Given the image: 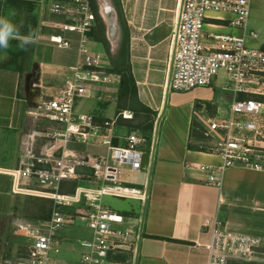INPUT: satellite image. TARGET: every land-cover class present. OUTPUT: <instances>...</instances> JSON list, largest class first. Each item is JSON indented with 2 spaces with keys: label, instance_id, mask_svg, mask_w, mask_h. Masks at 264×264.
I'll use <instances>...</instances> for the list:
<instances>
[{
  "label": "crops",
  "instance_id": "crops-1",
  "mask_svg": "<svg viewBox=\"0 0 264 264\" xmlns=\"http://www.w3.org/2000/svg\"><path fill=\"white\" fill-rule=\"evenodd\" d=\"M23 1L35 6L37 40L18 56L20 69L4 67V61L9 58L6 51L0 60V84L9 81L13 94L8 97L5 90L0 91V197L3 199L12 179L1 170L17 167L25 153L41 155L57 150V154L72 150L67 144L57 149L62 142L51 140L58 125L29 111L32 109L30 100L47 99L59 92L71 75L70 67L78 60L76 50L51 45L49 30L46 31L44 26L45 22L61 19L49 12L53 2L69 0ZM118 1L122 21L117 12H113L109 14L110 23L103 19L104 26L98 30L95 20L87 42L91 51L100 56L101 69L110 74L111 80L92 86L88 95L77 100L76 110L93 114L97 122L118 117L114 132L120 146L126 143L124 137L130 131H145L141 133L149 139L152 136L154 145L152 148L145 146L148 160L146 166L141 167L145 174L143 178L128 183L146 187V201L134 198L140 201V208H137L138 204H131L127 209H114L122 215L137 218L140 237L136 240L135 252L131 249L112 252L103 264H206L207 255L202 243L208 235L203 231L202 221L211 215L218 216L227 230L252 234L260 240L256 260L231 259L229 264H264V170L233 165L216 172L220 181L218 186L208 183L207 173L196 167L202 164L217 166L221 157L188 145L203 141L200 128L208 117L204 122L197 119L195 108L201 107H197L196 102L202 104V108L206 104L215 106L214 86L188 92L168 90L165 86L168 37L178 0ZM232 17L224 12L208 13L205 34L243 36L248 46L264 49V0H250L245 28L231 25ZM250 31H255L257 36H251ZM94 45L104 49L105 58L93 51ZM217 82L221 83V79L213 83ZM1 85L3 89L4 84ZM123 111L132 116L122 118L120 113ZM13 141L18 147L11 144ZM88 146L102 149L105 152L102 155L106 154L105 147ZM141 169L133 171L129 168L133 172ZM91 179L88 176L78 178L79 182ZM63 187L67 189V185ZM41 218L44 217L34 215L22 220L33 223ZM62 230L58 236L65 245L68 237ZM64 249L70 250V247ZM59 252L62 257L57 260L54 257ZM59 252L53 257L55 264L77 262L71 252L61 249Z\"/></svg>",
  "mask_w": 264,
  "mask_h": 264
},
{
  "label": "built area",
  "instance_id": "built-area-1",
  "mask_svg": "<svg viewBox=\"0 0 264 264\" xmlns=\"http://www.w3.org/2000/svg\"><path fill=\"white\" fill-rule=\"evenodd\" d=\"M250 0H178L169 34L168 90L188 92L212 86L217 79L227 82L233 94L230 116L208 117L200 128L207 149L221 157L219 165L202 164L196 168L207 173L208 183L219 185L216 172L237 165L264 170V49L248 46L243 36L209 32L204 25L210 12L229 13L231 25L245 28ZM49 12L61 19L45 22L50 28L48 42L60 49H74L77 62L70 67L71 75L59 92L50 98L31 100L29 111L58 125L53 137L63 148L69 141L105 147V155L91 152L53 150L41 155L25 153L17 167L1 170L11 176L14 194H34L52 201L48 218L21 222L18 233L26 237L24 252L8 264H55L53 253L60 251L61 229L80 220L89 228L88 237L76 241L82 247L79 264H103L112 252L132 250L140 237L137 218L122 215L102 203L104 195L135 198L148 197L146 187L122 183L117 164L128 165L133 171L142 167L145 146L153 147L154 139L141 132L130 131L125 145H113L118 117L97 122L91 113L77 112V100L88 95L92 86L109 82L110 74L101 69L100 56L88 46L89 33L95 25V14L89 0L54 1ZM257 36L255 31L249 32ZM122 118H130L127 111ZM58 149V148H57ZM49 163L50 170L38 168ZM76 164L94 167L92 179L102 180L99 187L76 184L71 192L60 190L63 180L78 179ZM113 167L114 170H111ZM35 182L39 188H32ZM105 182V183H104ZM75 207L74 217L66 208ZM126 224V226H123ZM208 239L202 243L206 264H229L231 259L256 260L259 239L247 233L233 232L224 227L216 215L202 221Z\"/></svg>",
  "mask_w": 264,
  "mask_h": 264
},
{
  "label": "rangeland",
  "instance_id": "rangeland-1",
  "mask_svg": "<svg viewBox=\"0 0 264 264\" xmlns=\"http://www.w3.org/2000/svg\"><path fill=\"white\" fill-rule=\"evenodd\" d=\"M90 1V0H89ZM115 1L116 0H95L97 5V11L101 20V24L97 22L96 26L99 30H101L104 26L103 19L106 23H110V16L109 14H113L116 12L115 9ZM91 3V2H90ZM101 6H105L106 11L108 12L109 20L106 19L101 14ZM14 12L15 15H11ZM36 11L34 6L28 4L27 2H23L20 0H0V16L6 17L9 19L18 29L19 33L22 35L27 32L29 28L33 25ZM46 31L49 30V27H45ZM45 30V29H44ZM94 48V49H93ZM94 52H98L101 54V57L105 58L106 54L102 47H98V45H94L93 47ZM4 49L0 48V60L4 54ZM7 82H2L4 84L3 89L0 87V91L5 90L4 93L8 97H12L13 94L10 90H12L10 84ZM65 83V81H64ZM0 84V85H1ZM2 86V85H1ZM214 90H215V101L213 102L215 106L211 107L212 105L206 104L204 108H195L197 119L201 122H204V118L206 117H226L230 116V104L233 99V94L229 88V84L227 82L221 81V83H213ZM199 103V102H196ZM264 112V108H263ZM203 115V116H202ZM121 122V121H120ZM141 131V130H140ZM144 132L145 131H141ZM1 135V133H0ZM51 140V139H50ZM51 141H57L56 138L52 139ZM11 144L18 145L17 142L13 141ZM18 147V146H17ZM67 147L72 150H76L78 152L82 151H92L97 155H101L104 150L102 149H95L93 146H88L87 144L77 143L74 141H69L67 143ZM105 153V152H104ZM107 153V151H106ZM23 155V154H22ZM21 158V157H20ZM20 160V159H19ZM121 171L120 179L122 183L128 184L133 182L136 178H143L144 170L141 169L139 172H133L129 170V166L125 164H117ZM79 182L78 179H72L70 182ZM91 180H83L79 183L83 185H88L92 187H99L103 183L102 180L94 179ZM69 182V184H70ZM105 183V182H104ZM30 186L32 188H39L35 182L31 183ZM6 192V198L0 197V264H8L9 261H13L20 257L22 252H24L25 244L29 242L26 237L21 236L18 233V224L24 222L23 220L26 217H46L49 215L51 210L52 201L45 197H40L34 194H22L16 193L14 194L11 190V186H9V190ZM133 199V200H132ZM140 201H135L134 198H118L113 195H104L102 197V203L104 205H108L113 209L123 210L130 207L131 204L139 206ZM77 209L75 207H70L67 211L71 213L74 217ZM23 219V220H22ZM66 229L62 230V234L68 237V244H61L60 249L69 251L72 253L74 259L77 261L74 264H79V259L82 253V247L77 243L78 238L88 237L90 234L89 228L85 225L84 222L80 220H76L73 223H69ZM60 230V231H61ZM70 230V231H68ZM62 243V241H61ZM70 247V250L64 249V247ZM56 253H53V257ZM62 253H58L55 259H60L62 257ZM130 256V255H126ZM61 261V260H60ZM246 264V263H242Z\"/></svg>",
  "mask_w": 264,
  "mask_h": 264
},
{
  "label": "trees",
  "instance_id": "trees-1",
  "mask_svg": "<svg viewBox=\"0 0 264 264\" xmlns=\"http://www.w3.org/2000/svg\"><path fill=\"white\" fill-rule=\"evenodd\" d=\"M16 1V0H14ZM20 1H23V0H20ZM23 2H26V1H23ZM90 4H91V7H92V10L95 14V17H96V21L99 23V25L101 24V20H100V17H99V14H98V11H97V5L95 3V0H90ZM28 4H31L32 6H34V4L32 2H27ZM35 7V6H34ZM115 9H116V12H117V15H118V18L120 21H122V18H123V13H122V8H121V5H120V2L118 0L115 1ZM35 24H36V17L34 19V22H33V25L31 26V28H29L27 30L26 33L22 34V35H28L29 34V31H35ZM99 30V29H98ZM93 33V30L89 33V35H92ZM99 41H101L102 43H105L104 39L102 38H99ZM18 44H19V41L17 40H10L9 41V47L7 49H5V51L9 54V58L7 60L4 61V67L6 68H10V69H20V65L18 63V56L21 55L23 53L24 50H21L19 47H18ZM114 69L112 68L111 71H113ZM115 135H117V133H115ZM147 136V135H146ZM113 145H119L118 141H116V138L113 139ZM125 145V144H124ZM190 148H195V149H199V150H204L206 151V147L203 146L202 144H196V145H193V144H189L188 145ZM71 180H67V181H64L62 182L61 184V187H60V190L63 191V192H71L74 187L76 186V183L75 182H70ZM70 182V184H69ZM67 185V189H65L63 186ZM67 210L69 209L66 208ZM67 213H70V212H67ZM50 214V213H49ZM48 216L44 217V218H48ZM43 219V218H42Z\"/></svg>",
  "mask_w": 264,
  "mask_h": 264
},
{
  "label": "clouds",
  "instance_id": "clouds-1",
  "mask_svg": "<svg viewBox=\"0 0 264 264\" xmlns=\"http://www.w3.org/2000/svg\"><path fill=\"white\" fill-rule=\"evenodd\" d=\"M11 15H15L14 12ZM10 40L19 41L18 47L26 50V46L36 43V33L29 31L28 35H21L16 26L6 17L0 16V48L7 49Z\"/></svg>",
  "mask_w": 264,
  "mask_h": 264
},
{
  "label": "water",
  "instance_id": "water-1",
  "mask_svg": "<svg viewBox=\"0 0 264 264\" xmlns=\"http://www.w3.org/2000/svg\"><path fill=\"white\" fill-rule=\"evenodd\" d=\"M31 101V100H30ZM197 107H202V104H197ZM57 156L61 155V151L56 154ZM148 160V154L144 153L142 157V167L146 166ZM38 168L50 170L51 166L49 163L41 162L38 164ZM111 170H114L113 167H110ZM74 173L79 176H88L91 177L94 175V167L91 165L76 164L74 166Z\"/></svg>",
  "mask_w": 264,
  "mask_h": 264
},
{
  "label": "bare ground",
  "instance_id": "bare-ground-1",
  "mask_svg": "<svg viewBox=\"0 0 264 264\" xmlns=\"http://www.w3.org/2000/svg\"><path fill=\"white\" fill-rule=\"evenodd\" d=\"M100 11H101L103 17L106 19V21H108L109 20V16H108V12L105 9V6H101ZM58 146H59L58 149L62 148V144L61 143H59Z\"/></svg>",
  "mask_w": 264,
  "mask_h": 264
}]
</instances>
